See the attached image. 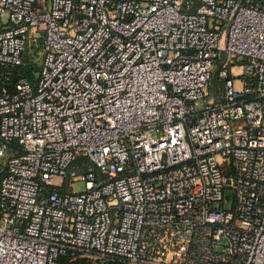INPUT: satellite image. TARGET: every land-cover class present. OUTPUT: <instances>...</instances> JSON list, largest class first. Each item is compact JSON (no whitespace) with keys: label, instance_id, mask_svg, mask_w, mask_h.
I'll list each match as a JSON object with an SVG mask.
<instances>
[{"label":"built area","instance_id":"1","mask_svg":"<svg viewBox=\"0 0 264 264\" xmlns=\"http://www.w3.org/2000/svg\"><path fill=\"white\" fill-rule=\"evenodd\" d=\"M0 156V264H264V0H0Z\"/></svg>","mask_w":264,"mask_h":264},{"label":"trees","instance_id":"2","mask_svg":"<svg viewBox=\"0 0 264 264\" xmlns=\"http://www.w3.org/2000/svg\"><path fill=\"white\" fill-rule=\"evenodd\" d=\"M39 44V43H38ZM40 50V46L37 44H34L31 46L30 50L26 51L24 54L25 59V65L11 68L10 71V82H13L17 79L19 76L26 77L30 82L35 83L36 79L35 74L40 70V63L35 62V57L38 55ZM217 87V83L215 79L212 80V88L215 90ZM83 163L88 164L86 158L77 157L73 164H75L78 168V172L84 171ZM5 170V166L2 170H0V178L3 175ZM63 261H66V258L63 259ZM86 260L84 259H76L74 261H71L68 264H85ZM109 264H119V263H109Z\"/></svg>","mask_w":264,"mask_h":264},{"label":"rangeland","instance_id":"3","mask_svg":"<svg viewBox=\"0 0 264 264\" xmlns=\"http://www.w3.org/2000/svg\"><path fill=\"white\" fill-rule=\"evenodd\" d=\"M34 59H35V62L41 64V61H42L41 54L38 53V55ZM217 67H218V64L214 63L213 67H212V70H211L212 71V77L215 79L216 82H217V78H216ZM231 73L234 74V75L237 74L238 73V68H234L231 71ZM37 76H38V72L35 74V78H37ZM217 86H218V84H217ZM5 164H6V158L4 156H0V170H2L4 168ZM74 189L76 191H82L84 189L83 182L75 180ZM225 196L231 197L232 194L230 192H225ZM223 206L225 208H229L230 207V203L229 202H225V204ZM77 259H84V260H86L85 264H92V260L91 259L84 258V257H80V258H77ZM74 260H76V259H74ZM74 260H70L66 264H68V263H70L71 261H74Z\"/></svg>","mask_w":264,"mask_h":264}]
</instances>
